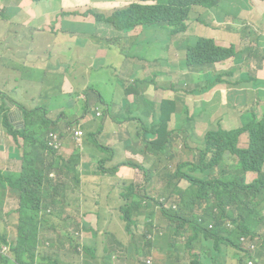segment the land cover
<instances>
[{
	"label": "trees",
	"instance_id": "16d2710c",
	"mask_svg": "<svg viewBox=\"0 0 264 264\" xmlns=\"http://www.w3.org/2000/svg\"><path fill=\"white\" fill-rule=\"evenodd\" d=\"M4 1V0H3ZM23 0H19L22 2ZM45 0H30L29 4L24 5V10L30 15L26 20L33 22L38 19L45 20L47 13L40 15L37 13V5L41 7L45 4ZM218 0H157L156 3H139L133 2L124 7L115 9L111 15L103 14L92 9L90 13L83 14L86 18L92 16V23L87 27L89 37L99 43L106 45H118L122 48V53L130 59L139 58L142 60L141 54L145 57L153 58V61L160 66L173 67L168 63L167 50L163 48L161 35L157 36L156 42L151 46H146L143 50L142 44L137 42L142 32H149L155 28V33L166 32V39L175 45L179 50L184 51L183 62L185 68L190 67L199 72L203 67H207L206 71H202L198 75L185 77L178 75V70L169 72L173 74V87H159L160 78L171 79V75L153 72L147 74V68L139 62H133L132 72L129 76L134 78V83L130 84L125 91L129 98H133L131 105L123 106L121 102L110 104L107 106L105 96L102 95L99 102V109H107L104 119L99 118L94 112L86 113L84 117L90 118L83 124L84 134L82 142L75 138L77 129H71V135L80 149L84 145H88L94 138L96 142L90 145L89 154L95 161L97 169L104 168L110 160L109 154L112 151L111 145L124 146V141L119 139L117 142L110 138L107 131L108 119H113L117 124H127L128 122L142 123V117L138 115L130 116V106H134L139 110L145 109L142 100H145L144 94L148 89L153 92L154 88L158 90H167L177 92L172 99H161L160 122L149 128L151 135L144 136V143L148 152L163 151L162 154L168 160V156L172 152H176V156L182 160L181 170L160 171L155 172L158 181L154 182V187L159 185L166 189V193L159 192L157 195H149L147 198L137 193L134 200L128 205H122L113 209L114 216H122V213H130L137 206L144 207L149 210V218L153 215L164 216L166 218V229L161 230L158 227H152L147 224H135L133 226L122 225L125 228L120 229V233L131 236L132 240L142 249L141 256L136 258L138 264H146L148 258L154 259L155 264H170L164 258L162 252L155 250L158 240L166 239L165 254L167 259L173 257L172 264H206L205 260H209L211 264H233V261L246 264L253 261L256 264L258 257L264 255V86L263 91L256 86V82L264 81V59L257 64L258 74L242 72L236 81L226 79V76L236 75L241 71L245 64L252 62L251 58H245L241 68L234 73V69L224 71V60H230L237 57L239 49L231 40L229 44L217 42L213 38H209L201 33V29L207 24L209 11L217 6ZM1 4V3H0ZM19 7V5H17ZM17 12L21 9L17 8ZM2 15L7 19H12V14L6 16L5 9L1 11ZM68 14L73 15V9L62 8L55 18L60 21ZM197 23V28L191 33L197 32L193 38L191 34H187L188 26ZM7 25V22H0V25ZM100 24L105 27L100 28ZM56 30V29H55ZM180 36L181 40L174 43V38ZM264 44V40L261 41ZM2 45L5 42L0 40ZM146 44V43H145ZM136 48L138 50H129ZM166 56V57H165ZM233 65V63H231ZM233 68V66H231ZM237 67H239L237 65ZM55 72L44 71L39 84L34 88L39 92V103L36 108L25 109V120L22 128L17 129L9 123V132L13 135L19 148L24 146L28 148V153L23 152L21 159L23 161L22 169L18 173H12L10 178L15 190L19 193V203L14 211L19 217V228L17 233L12 237H7L0 232V243H10L12 252L16 256V263H13L6 256H0V264H25L27 256L33 255V260L29 264H43L46 260L48 264H61L52 261L51 257H47L41 252L39 246L35 243V237L38 236L40 230V222L47 219V209L54 202L43 205L44 197L53 186L50 182L56 177L55 169L62 163L69 169L70 163H74V158L66 162L63 157L57 156L58 149L62 146V141L58 145L60 139H55L57 135L64 137L63 127L60 126L61 116L65 117L70 123V119L77 118L74 116L72 109H63L56 117H48L45 114L47 102H53V106L61 104V81L66 72V68L55 69ZM58 73L60 74L58 76ZM26 83L33 90V81L35 74L31 71L27 73ZM33 77V79H30ZM211 84L212 87L204 93L207 98L204 104H208L204 110L198 111L196 105L190 104L187 107V121L195 120L196 122H206L208 125L207 133L203 136H191L190 138L197 143L193 147L188 142L187 134H182L179 125L170 127L175 124L174 115L179 111V104L176 101H183L187 96L191 99V93L196 90L200 81ZM19 81V80H18ZM20 82V81H19ZM122 83L121 80H119ZM225 88L236 86L245 89L257 90V103L263 107L261 115L256 110H252L251 117L242 118L243 125L241 127H231L230 121H226V126L215 124L226 113L222 108V91H218L221 84ZM182 86V87H180ZM185 87V89L183 88ZM187 87L191 89L187 90ZM114 93V89L109 86L106 88L105 95L108 91ZM148 91V92H149ZM184 93L185 98H178V93ZM86 96L90 95V89L84 91ZM143 95L138 96L137 95ZM77 95V94H75ZM100 97V96H99ZM149 102V101H147ZM155 99L150 102L154 104ZM88 105V102H87ZM192 105V106H191ZM21 107V106H20ZM24 107V106H23ZM238 105L232 106L237 109ZM153 108V107H152ZM152 108H148L144 114L153 119ZM196 108V109H195ZM117 114V115H116ZM184 120H180L182 123ZM24 126V127H23ZM62 129V130H61ZM18 135L23 141L18 139ZM241 138L248 141V145L243 147L240 143ZM46 152L53 155L54 160L48 165L47 169L41 167L45 162ZM78 161V154L74 155ZM188 157V158H186ZM31 158V160H29ZM230 159V163L228 161ZM30 164V169H25ZM20 176H19V175ZM54 176L50 177L49 175ZM45 179H49L48 187ZM129 190H126L128 192ZM33 200H37L38 203ZM45 206V207H44ZM44 208V211L42 212ZM129 208V209H127ZM42 212V214L40 213ZM51 213V212H49ZM82 215L90 220L92 227L102 229L107 224L121 225L115 220L97 221L91 216V213L83 210ZM50 216V214H49ZM42 220V221H41ZM128 221L130 219L127 218ZM262 227V232L258 233L257 228ZM189 231V232H188ZM148 232L151 236H148ZM112 231H106L105 236L101 240L100 249L104 252L113 244ZM58 243L64 246L65 242L59 238ZM99 244V240L93 244ZM69 245H73V241L69 240ZM229 248H234L239 255L233 254ZM214 250L218 252L225 260L220 261L219 256L214 254ZM257 250V251H256ZM84 254L78 250L69 252L67 256L86 257L88 254L96 255L97 261L98 249H93L89 244H85L83 248ZM101 252V251H100ZM241 253L244 255H241ZM217 258V259H216ZM36 259H39L38 261ZM150 262V261H149ZM63 264V263H62ZM71 264V263H70Z\"/></svg>",
	"mask_w": 264,
	"mask_h": 264
},
{
	"label": "crops",
	"instance_id": "0c3cea01",
	"mask_svg": "<svg viewBox=\"0 0 264 264\" xmlns=\"http://www.w3.org/2000/svg\"><path fill=\"white\" fill-rule=\"evenodd\" d=\"M62 1L64 3L66 0ZM71 1L73 2L74 6H64L66 8L73 9V15L68 14V17L57 21L55 19L57 17V13L60 12L62 8H64L60 7L59 10L47 13V18L45 20L40 18L36 21L28 23L35 26H33L35 34L39 33V35H43L42 40L44 41L45 45H48V39H53V44L49 45L50 51L55 50L60 52L61 58L63 60V62H61L63 64L62 67L66 68L63 79H58L59 82L61 81L60 92L62 102L61 104L56 105V113L50 114V117H56L63 109H72L68 105V101L69 98L73 97L78 101V110L76 111L75 109H72L73 114L75 117L81 119L84 122L90 118L89 116L84 117L86 108H91V117H94V112L96 114L97 110H100L99 102L101 101L102 95L105 96L106 88H109V86H111L109 72L105 70V68L107 66V63L111 62V60L107 58V52L113 49V47L115 48L116 45H106L104 43L93 41L89 37V32L87 30V27L93 21L92 16L88 15L86 18H84L82 15L90 13L93 8L100 13L111 15V13L115 9L124 7L133 2L140 1L142 3H156L157 0ZM235 1L237 3V7L232 11L226 12L224 16L226 21H228L229 19L232 20L233 25L216 23L218 27H222V34L220 40L215 39L217 42L226 44H229L232 40L233 44L237 45V49H239V52L237 53L238 56L233 57L230 60H224L223 67L227 68L228 70L234 69V73H236L241 68V65L244 63V59L246 58V47L242 48V45L247 43V31H252V27H254L255 30L259 31L260 33H264V0ZM13 2L14 3H10L8 0H5L7 9L11 11V13L8 14H12V17H14L18 13H26V21L30 17V15H28V13L24 10V5L29 4L30 0H23L22 2H19V0H13ZM0 3L2 2L0 1ZM17 5H19V7ZM38 6L39 5H37L36 7ZM48 7H51V4L45 3L44 9ZM216 7L217 6L210 9L209 15H211V19H208L207 24L201 29V33L205 36H207L206 32L208 26L211 25L214 21L216 22V20L212 19V16H214L213 10ZM17 8H20L21 11L17 12ZM45 13L46 12H44L43 14ZM236 24H238L239 26H237ZM38 28H41L43 32H39L37 30ZM143 33L145 32H142V34ZM196 35L197 32H194L190 35V37L193 38ZM222 36H224L225 38L223 39ZM82 37H85L87 39L80 41ZM88 38H90V41ZM142 39L147 40L148 37ZM138 41L140 40L137 39V42ZM261 41H263V39H261L259 35H257V45L262 44ZM139 43L143 45V42L141 43L140 41ZM85 59H93L92 64H89L88 66L87 73H85L84 75L85 77L88 74L89 77L88 80L78 82L75 78H72L70 76L71 74L69 72V68L75 66L77 62ZM237 61H239V63ZM231 63H233V65ZM237 65L239 67H237ZM231 66H233V68ZM250 66L253 67V60ZM13 69L16 70V72L18 71V68L13 67ZM56 69L58 70L60 68L57 67ZM30 71L33 73L32 70ZM44 71L55 72L56 70L51 67L43 68L40 66V71L38 73H35V75L42 74ZM242 72L243 71H239L238 73L241 74ZM59 75L60 74L58 73V76ZM95 78L98 80L100 89L94 90L91 93L90 87L93 83V79ZM71 81H75L77 83L75 85L74 91L68 90V86ZM8 84L10 83L4 82L3 79H0V217L2 218L3 222H5L9 226L10 236H13L15 235V231L14 229H11L12 227L10 226V221L19 219L18 214L14 211V208L19 203V193L13 187L10 176L12 173L20 172L22 166L18 171H14V166L7 165L10 163V157H12L13 150H7L6 145L10 141L11 137L9 132V123L12 126L14 125L15 128L20 129L19 127L22 126V123L25 120V113L23 109L18 106L10 97H8L7 95L4 96L2 91L9 89H5ZM87 85L88 87H86ZM87 88L90 89L89 96H86L84 93ZM159 91L161 93V97H157L160 98V107L162 98L163 100L174 98V94L172 92L158 90L155 88L153 92L151 90L148 92L150 98L154 100ZM221 91L223 108L225 97L223 89H221ZM82 94H84L85 97H82ZM3 97H8L6 106L4 108L2 104ZM197 97L198 96L192 95V98L188 100V104H193V106L196 105L194 101ZM203 98L204 100L207 99L204 94ZM105 99L107 102V106L110 105L109 100L106 97ZM32 100L33 104L36 105L33 98ZM147 101L142 100L143 107L145 108L143 110H140L142 113H145L148 108H152L154 104L157 103L156 100L154 104H150V102L152 101ZM132 102L133 98L128 97L127 103L124 104L123 102H121V104L123 106H128L131 105ZM178 102L179 101H176V103ZM154 107L152 108V112L154 111ZM184 107L186 108L187 115V107ZM184 107L182 106L181 110ZM139 115L142 118L148 117L151 122L154 121V114L152 120L146 114ZM178 125L180 128H183V126L179 124V121ZM142 126H144V124H142ZM62 131L64 133V130ZM107 131L110 133V138L115 142H117L119 139L123 140L124 146L111 145L110 147H112L113 150L110 151L109 154L110 160L108 161L107 165L100 170L97 169L94 159L89 154L91 141L88 143V145H84L83 149H80L79 147H77L73 135H71L73 138L71 140H68V143L63 142L65 134L62 138L58 136V139H62V146L60 149H58L57 156L63 157L66 162H69L70 159L74 158L75 162L70 163L69 169L65 168L61 163L55 169V171L61 173H57L53 181L50 182L51 186L56 187L62 182L69 185L73 210L77 214H80L83 210H85L91 213V216L94 217L96 221L97 219L100 221L115 220L121 224L119 225L120 229L125 228L122 225H126L128 223L126 220L128 218L130 219V222L128 223L129 226H133L135 224H147L149 226L158 227L165 230L166 224L159 221L160 216L153 215L152 218H149V210L142 206H137L135 210L130 213H125L124 211L122 213L123 217H121V215L117 217L114 216V211L112 208H116L122 205H128L132 200L135 199L137 190L134 184H136L137 187V185L141 182H144L145 184H148L149 181L154 183V178L152 175L141 178L140 176L143 173H146L147 175L149 173L151 174L160 171L181 170L182 160L176 156V152H172V154L168 156V160H166L165 156H163V151L158 150L155 152H148L144 143V136L151 135L150 130L149 128L145 127V130L142 131L139 128V124L136 122L130 121L126 125L117 124L113 119L110 118L107 121ZM20 149L22 156L23 147ZM75 154H78V161L74 157ZM44 156L45 162L41 165V167L46 170L48 165L54 160V158L53 155L48 152H46ZM88 160L93 161V164L91 166H87L86 163ZM5 170L10 172L9 176L3 175V172ZM49 181V179H45V183L48 187H50ZM126 189H128L129 191L126 192ZM51 191L52 190L49 189L47 196H45V199L48 200V202H52L49 201V195ZM106 226L115 227V225L112 223H109ZM148 236H151L149 232ZM0 240L2 239L0 238ZM101 240H99V246L101 245ZM165 241L166 239L158 240V244H156L155 248H159L160 250H162L167 263L172 264L174 260L173 257L171 259H167L165 254ZM112 243L113 244L108 248L106 252H104L103 249H100L101 252L100 255L97 256V261H95L96 255L94 253L92 255L88 254V256L86 257H76L74 259L70 256H67L64 264H76L77 262H80L81 264H138L136 258H139L141 256L142 249L139 248L137 243L131 239V236H126L122 233L114 232V234H112ZM140 249L141 252L139 251ZM150 259L151 258H148L146 260V264H152V261Z\"/></svg>",
	"mask_w": 264,
	"mask_h": 264
},
{
	"label": "rangeland",
	"instance_id": "374dc122",
	"mask_svg": "<svg viewBox=\"0 0 264 264\" xmlns=\"http://www.w3.org/2000/svg\"><path fill=\"white\" fill-rule=\"evenodd\" d=\"M2 3L0 4V22H7V25L4 26L3 24L0 25V40L5 42V45H2L0 43V79H3L4 82H8V86L5 87V89L2 91L4 96L7 95L10 97L18 106H21L23 111L25 112V109L30 110L36 108V105L34 103H39V92L37 89L34 88L35 85L39 84V87L41 88V84L39 80L42 78L43 75H36L35 80L33 81V90L29 88V84L26 83V77L27 73L32 70L33 74L38 73L40 71V66L43 68L51 67L54 70L59 67L61 68L63 62L60 52L59 51H50V46L53 44V39H48V45L44 44V41L42 40L43 35L35 34V30L33 28L34 25H31L30 23H27L25 21V18L27 16L26 13H18L15 15L12 19H7L2 15L1 11L5 9L6 16L8 13H11L10 10L7 9V5L5 3V0H0ZM10 3H14L13 0H8ZM45 3H50L51 7L45 8L44 5L41 7H37L36 11L38 14L42 15L44 12L49 13L52 11L59 10L60 7L66 6H74L73 2L71 0H66L64 3L62 0H45ZM139 3H142L140 1H137ZM90 4V3H89ZM91 5V4H90ZM217 7L213 10L214 16H212V19L216 20L207 28V36L212 37L214 39L220 40L221 34H222V27H218L216 23H224V25H233L232 20L226 21L224 16L226 12L232 11L237 7V3L235 0H218L216 3ZM92 6V5H91ZM211 19V18H207ZM239 26L238 24H236ZM251 26V25H250ZM35 27V26H34ZM33 28V31H32ZM100 28H104L103 25L100 24ZM197 28V23L193 22L191 23L186 33L189 35L191 34L195 29ZM252 31H247V43L242 45V48L246 47V58H251L253 60V67L250 66V64H245L241 68V71L244 73H256L258 74L257 70V64L260 62V60L264 59V44L257 45V35L261 39L264 40V33H260L259 31L255 30L254 27H252ZM39 32H43L41 28L37 29ZM160 33H155V28H153L149 32H145L140 35L139 40L141 43L143 42L142 48L145 49L146 46H151L153 43L156 42L157 36L161 35V42L162 43V54H163V48H165L168 52L167 54V62L174 65L173 67H165L160 66L159 64H156L153 61V58L151 57H145L141 54L142 60L139 58L136 59H130L127 58L122 53V48H120L118 45H116V49L113 47V49L109 50L107 52V58L111 60V62L107 63V66L105 70L109 72V79L111 80V88L114 89V93L111 94V91L109 90L105 97L109 100L110 104H115L117 102H123L124 104L127 103V94H125L126 88L134 83V78L129 76L132 72V63L133 62H139L141 65H143L145 68H147V74L150 75L153 72L160 74H168L171 75V79L166 78H160V81L158 82L159 87H173L174 83V77L173 74L169 72L178 70L177 74L185 77L186 81H188V77H193L194 75L200 74L202 71H206L208 68L205 66L203 67L199 72H196V69L187 67L185 68L183 62L184 59V51L179 50L176 48L175 45L170 43V40L166 39V32L165 30H161ZM148 37L147 40L142 39ZM224 39L225 37L222 36ZM87 39L85 37H82L80 41ZM90 41V38H88ZM181 40V37L178 35L174 38V43H177ZM138 41V43L140 42ZM146 43V44H145ZM262 43V42H261ZM140 44V43H139ZM103 48V47H101ZM129 50H138L136 48L129 49ZM146 50V49H145ZM166 57V56H165ZM93 59H85L77 62V64L73 67L69 68L70 76L72 78H75L78 82H82L84 80H88V74L84 77L85 73H87L89 64H92ZM239 63V61H237ZM85 63V64H81ZM81 64V65H80ZM80 65V66H79ZM13 67L18 68V71L13 69ZM228 69L224 68V71L226 72ZM239 74L237 72L236 75L226 76V79H232L233 81H236L239 79ZM30 79H33L31 77ZM264 79V78H263ZM20 82H19V81ZM119 80L122 81V83L119 82ZM12 84V86H11ZM77 83L75 81H71L68 90L74 91L75 85ZM221 86H219L218 91H221L223 89L225 102L223 104V112L226 113V116L220 117L217 121H212L215 124H221L226 126V121L229 120L231 127H241L243 125L242 118L251 117L252 110L255 109L258 115L262 114L263 107L257 103V90L256 89H245L239 88L236 86H229L225 88L222 83H220ZM256 86H259L261 91H263L264 81H258L256 82ZM88 87V85L86 86ZM182 87V86H180ZM212 87L211 84H206V82L200 81L197 84V88L193 93H191V98L193 96H198L194 103L197 105L198 111H195V114L197 115L199 111L204 110L208 104H204V98L203 94L209 90ZM185 89V87H183ZM91 93L94 90L100 89V86L98 84V80L95 78L93 79V83L91 84ZM191 89L190 87H187V90ZM164 90V89H163ZM149 91V89H148ZM145 93L144 97L149 102L153 99L150 98L149 93ZM167 91V90H164ZM174 95L177 94V92H172ZM82 97H85L84 94L81 95ZM138 96H143L137 95ZM161 97L160 91L155 96L156 104H154V121L151 122L148 117L142 118V124H139V128L144 131L146 128H151L154 124L158 123L160 121V98ZM3 97L2 104L3 108L6 106L7 98ZM178 98L184 99V93L179 92ZM190 98L187 96L183 101H179L178 104L180 106L179 111L175 113L174 115V122L175 124H171V128L179 124L183 126L181 128L182 134H187L188 136V142L193 146L196 147L197 143H195L190 137L191 136H200L203 137L208 130V125L206 122H196L195 120L187 121V115H186V108L181 110L183 104L189 105L188 100ZM68 105L78 110V101L71 97L69 98ZM230 105H238L237 109L232 108ZM24 106V107H23ZM192 106V105H191ZM196 109V108H195ZM86 110L88 112H91V108L87 107ZM130 116L138 115V114H144L139 109H137L134 106H130ZM46 116L50 117V114L56 113V108L53 106V102H47L46 108H45ZM103 113V116L99 119L102 120L105 118L107 113V109L102 108L101 111L97 110V116H101ZM117 115V114H116ZM62 119L60 120V126L64 128V141L65 143H68V140H71L73 137L71 136V132L74 131L76 128L81 127L83 124H87L86 121H82L79 118H72L70 119L71 125L68 123L67 119L63 116H61ZM152 120V119H151ZM180 120H184L182 123ZM126 125V124H124ZM72 129V131H71ZM15 133H10V141L6 145L7 150H13L12 157H10V163L7 165H12L15 167L14 171H18L22 166V160L21 158V149L17 145L14 135ZM17 135V134H15ZM59 136V135H57ZM18 139L23 141V138L18 135ZM91 142L94 143L96 140L94 138H90ZM62 141L59 140L58 143ZM240 143L243 145V147H246L248 145V141L241 138ZM30 145L27 146V149L24 148L22 151L25 153H28V148ZM188 158V157H186ZM31 160V158L29 159ZM230 162V159H228ZM232 163V161L230 162ZM87 166H91L93 164L92 160L87 161ZM25 169H30V164L26 165ZM4 176H9L10 172L5 170L3 172ZM19 175V174H18ZM149 175H152L154 178V182L158 181V178L155 173H149L146 175V173H143L140 177H148ZM20 176V175H19ZM52 177L53 175H49ZM135 188L137 190V193L143 196L145 199L147 198V193L149 195H157L159 192L166 193V189H163L161 185L154 187L153 182H148V184H145L144 182H141L140 184H136ZM128 190V189H126ZM49 201L54 202L53 205H50L47 209L46 217L47 219L45 222H40V230L38 233V236L35 237V243L39 246V249L41 252L45 253L47 257H51L52 261H56L59 263H63L66 261L67 254L69 252L76 251V246L78 245V250L84 254L83 248L85 244H89L93 247V249H98L97 256L100 255V246L99 244H93L94 241L101 240L105 236L106 231H112L116 233H120V227L115 225V227H102V229H96L92 227V223L89 219L84 217L82 215V212L80 214H77L73 210L72 200L70 198V188L69 185L66 183H60L56 187H53V191H51L49 195ZM34 202L38 203L37 200H33ZM48 202V200L45 199L41 203L45 205ZM45 207V206H44ZM44 211V208L42 212ZM42 212H40L42 214ZM51 212V213H49ZM50 214V216H49ZM158 216L160 215V212L158 211ZM94 218V217H93ZM42 221V220H41ZM160 222H163L166 224V218L164 216H160L159 218ZM11 229H14V233L16 234L19 228V219H15L13 221H10ZM161 230H164L162 228H159ZM0 232L3 233V235L7 237L10 236L9 233V226L3 222L2 218L0 217ZM189 232V231H188ZM257 232H262V227L257 228ZM264 234V231L262 232ZM61 238L65 242L64 246L58 243V239ZM132 239V238H131ZM69 240L73 241V245H69ZM3 245L7 246L9 249L12 248L10 243H4ZM230 251L233 254H236V250L234 248H229ZM158 252H163L159 248H155ZM141 252V249L139 250ZM257 251V250H256ZM214 254H217L216 256H219L220 261L225 260V258L221 255H218V252L214 250ZM239 255V253H237ZM241 255H243L241 253ZM244 256V255H243ZM7 258H9L13 263H16V256L13 252H9L8 255H6ZM217 259V258H216ZM33 260V255L27 256L25 260V264H29V262ZM37 261L39 259H36ZM152 261V264L154 263V259H150ZM206 264H211L209 260H205ZM49 262L44 260L43 264H48ZM35 264H39L36 262ZM76 264H81L80 262H77ZM233 264H240L237 263V261H233ZM244 264H246V257H244ZM250 264V263H248ZM256 264H264V255L258 257Z\"/></svg>",
	"mask_w": 264,
	"mask_h": 264
},
{
	"label": "built area",
	"instance_id": "2783aa9c",
	"mask_svg": "<svg viewBox=\"0 0 264 264\" xmlns=\"http://www.w3.org/2000/svg\"><path fill=\"white\" fill-rule=\"evenodd\" d=\"M84 134V131L79 128L77 129V132H76V136L75 138L79 141V144H81L82 142V135ZM58 136L55 137V139H57ZM60 143H58L59 145ZM12 252L11 249H9L7 246L3 245V243H0V256L3 255V256H6L9 254V252ZM250 264H253L254 262L253 261H249Z\"/></svg>",
	"mask_w": 264,
	"mask_h": 264
},
{
	"label": "clouds",
	"instance_id": "9594fccd",
	"mask_svg": "<svg viewBox=\"0 0 264 264\" xmlns=\"http://www.w3.org/2000/svg\"><path fill=\"white\" fill-rule=\"evenodd\" d=\"M127 220V219H126ZM127 222L129 223L130 221L127 220Z\"/></svg>",
	"mask_w": 264,
	"mask_h": 264
}]
</instances>
